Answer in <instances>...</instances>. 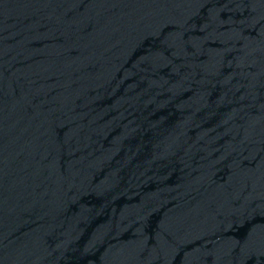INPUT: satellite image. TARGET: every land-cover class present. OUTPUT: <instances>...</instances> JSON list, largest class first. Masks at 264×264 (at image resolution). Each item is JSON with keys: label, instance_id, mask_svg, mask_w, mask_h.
<instances>
[{"label": "water", "instance_id": "water-1", "mask_svg": "<svg viewBox=\"0 0 264 264\" xmlns=\"http://www.w3.org/2000/svg\"><path fill=\"white\" fill-rule=\"evenodd\" d=\"M0 264H264V0H0Z\"/></svg>", "mask_w": 264, "mask_h": 264}]
</instances>
